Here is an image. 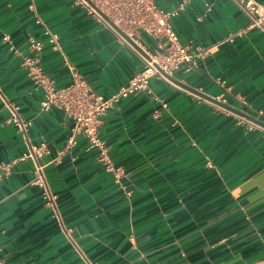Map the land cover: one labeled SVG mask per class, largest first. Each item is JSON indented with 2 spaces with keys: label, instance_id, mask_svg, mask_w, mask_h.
I'll list each match as a JSON object with an SVG mask.
<instances>
[{
  "label": "crops",
  "instance_id": "1",
  "mask_svg": "<svg viewBox=\"0 0 264 264\" xmlns=\"http://www.w3.org/2000/svg\"><path fill=\"white\" fill-rule=\"evenodd\" d=\"M154 2L163 9L184 3L171 20L174 29L182 42L209 49L194 70L171 77L211 98L224 93L226 105L264 125V28L248 29L236 0ZM43 26L59 35L62 53L45 44L36 66L57 86L70 82L67 62L108 97L143 66L138 52L72 0H0V89L31 121L30 142L48 145L41 162L74 241L31 184L32 162L15 161L0 178V260L86 264L83 255L98 264H264V138L173 82L152 79L99 118L107 155L126 172L122 186L83 136L50 162L72 121L57 107L40 109L29 68L2 41L8 34L21 56L32 55L29 39H43ZM143 42L156 51L152 41ZM154 97L168 106L158 118ZM7 115L0 102V163L26 147Z\"/></svg>",
  "mask_w": 264,
  "mask_h": 264
},
{
  "label": "built area",
  "instance_id": "2",
  "mask_svg": "<svg viewBox=\"0 0 264 264\" xmlns=\"http://www.w3.org/2000/svg\"><path fill=\"white\" fill-rule=\"evenodd\" d=\"M236 1L250 21L248 29L264 28V4L258 0ZM72 2L74 5L82 7L91 18L111 29L122 44L138 52L142 59L141 70L131 76L112 95L105 97L96 93L80 72L67 62L71 79L68 84L63 86H57L36 66L38 56L45 44L49 45L52 50L62 53L59 35L52 32L47 26L42 28L43 39H29L28 50L32 55L21 56L8 34L2 36V41L8 52L20 56L22 64L29 68L28 74L34 88L41 92L40 109L57 107L72 121L70 134L63 150H60L50 162L60 160L62 154L76 143V137L83 136L88 141L90 148L97 149V160L105 170L111 173L113 183L122 186L126 172L124 168L109 159L104 142L98 134L99 118L106 114L121 98L147 89L152 79H163L171 83L167 76H171L176 70L181 69L184 72L194 70L198 66L199 60L206 56L209 49L193 45L191 42H182L174 29L171 20L183 9L184 3H180L172 9H163L158 7L154 0H72ZM32 7L30 6V8ZM36 22L41 23V20L37 18ZM143 37L154 43L156 51L150 50L149 46L143 42ZM226 41H231V36L220 41L217 45ZM216 83L224 87L226 92L230 90L220 79H217ZM198 90L201 91V88ZM192 94L198 97L197 94ZM213 98L223 104H227L228 101L224 93ZM154 99L158 107L153 109L152 117L158 118L161 110L167 109L168 106L159 97H154ZM0 102L8 111L5 123L16 128L26 146L25 151L14 161L0 163V178L10 174V169L15 161L30 160L33 164L31 184L40 189L44 205L50 210L52 217L57 220L65 238L74 244L71 235L72 229L63 223L57 196L52 191L45 174L47 163L41 162V158L50 153L47 143L45 141L38 144L30 142L28 131L31 121L22 117L19 105L7 100L1 89ZM212 104L219 110L232 115L236 124L243 126L246 131L258 130L264 138V125L253 116L244 112H234L213 102ZM258 113L260 114L261 111ZM126 193L129 194V192ZM82 257L86 264H98L83 255ZM0 264L7 263L0 260Z\"/></svg>",
  "mask_w": 264,
  "mask_h": 264
},
{
  "label": "water",
  "instance_id": "3",
  "mask_svg": "<svg viewBox=\"0 0 264 264\" xmlns=\"http://www.w3.org/2000/svg\"><path fill=\"white\" fill-rule=\"evenodd\" d=\"M167 78H168L171 82H173V83H175V84H177V85H179V86H181V87L187 89L188 91H190V92H192V93H195V94H197V95H199V96H201V97H203V98H206V99L210 100V101L213 102V103H216V104H218V105H220V106H222V107H225V108H227V109H229V110H232V111H234V112L241 113L240 111H238V110L232 108V107L229 106V105H226V104H223V103H221V102H218V101L215 100L214 98L208 97V96H206V95H204V94H202V93H200V92H198V91H196V90L190 89L189 87L185 86L184 84L179 83L178 81H176V80H175L174 78H172L171 76H167ZM258 122H259V121H258ZM259 123H260V122H259Z\"/></svg>",
  "mask_w": 264,
  "mask_h": 264
}]
</instances>
